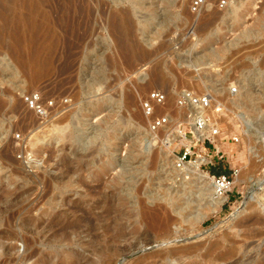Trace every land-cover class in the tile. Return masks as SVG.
<instances>
[{
  "label": "rangeland",
  "instance_id": "1",
  "mask_svg": "<svg viewBox=\"0 0 264 264\" xmlns=\"http://www.w3.org/2000/svg\"><path fill=\"white\" fill-rule=\"evenodd\" d=\"M191 1L45 0L32 15L34 27L22 21L31 17L23 3L9 8L0 0V27L5 18L12 22L0 33V264H264V192L226 223L264 181V0H207L198 14ZM126 12L128 37L119 27ZM13 42L19 49L9 48ZM160 70L165 86L153 82ZM183 89L213 94L222 108L211 111L217 139L245 154L235 161L223 148L224 158L211 153L214 166L202 170L230 174L257 164L229 203L200 222L209 194L202 196L198 183L184 178L187 170L176 168L174 144L169 153L164 147L174 125L187 122L177 107ZM153 90L166 93L157 110L171 117V126L157 134L141 107ZM31 96L48 118L28 104ZM34 136L39 142L31 146ZM158 152L165 157L154 161ZM174 168L179 176L171 174ZM120 196L135 206L132 218L121 216ZM159 197L189 203L188 217L167 231L160 229L163 216L153 231L137 225L144 199L151 208L166 207ZM99 234L137 246L122 256L98 255ZM161 252L171 257L161 259Z\"/></svg>",
  "mask_w": 264,
  "mask_h": 264
},
{
  "label": "bare ground",
  "instance_id": "2",
  "mask_svg": "<svg viewBox=\"0 0 264 264\" xmlns=\"http://www.w3.org/2000/svg\"><path fill=\"white\" fill-rule=\"evenodd\" d=\"M6 3H8V5H9V8H12V4L14 3V1H16V2H18L19 1V3L21 4V5H25V7L24 8H26L25 9V11L26 10H28V11H30L31 12V14H29V15H31V17H23L24 18V20L22 19V21H23V23L24 22H26V23H29L30 25H32V26H34V24H35V22H34V19L32 18V15H33V13H35L36 11H38L42 6H43V3H44V1L45 0H4ZM4 2V3H5ZM23 3V4H22ZM207 3V2H206ZM3 4V3H2ZM17 5H18V3H16ZM16 5V6H17ZM21 5H19L20 7H21ZM4 6V5H3ZM19 6H18V8H19ZM8 7V6H7ZM8 8V9H9ZM23 8V7H22ZM6 9V8H5ZM10 10V9H9ZM11 10H13V9H11ZM20 10V9H19ZM20 11H22V10H20ZM23 13V12H22ZM27 13H29V12H27ZM70 13V12H69ZM128 12H126L125 13V18H123V20H122V22L121 23H119V27H121V30H123V33H124V35H125V37H128L129 36V34H130V29H131V26H130V22H129V20L126 18L127 17V15L129 14H127ZM20 15H22L21 13H20ZM25 15H27V14H25ZM16 16V15H15ZM22 16H24V14L22 15ZM28 16V15H27ZM39 16V15H38ZM8 17V16H7ZM11 17V16H10ZM21 17V16H20ZM16 18V21L15 22H18V18L17 17H15ZM39 19V18H38ZM37 19V20H38ZM5 20V22L4 23H6V21H7V23H6V25L4 24L2 27H0V33H2L3 34V36H5V34H6V29H8L9 27H7V25L9 26L10 24H12V22H11V20H9V19H7L6 20V18L4 19ZM35 20H36V18H35ZM19 21H21V18L19 19ZM20 23V22H19ZM13 24H14V22H13ZM17 24V23H16ZM21 24V23H20ZM21 26V25H20ZM28 26V28H29V25H27ZM36 26V25H35ZM34 26V27H35ZM7 27V28H6ZM15 27H17V25L15 26ZM23 27V26H22ZM31 28V27H30ZM39 28V27H38ZM42 28V27H41ZM16 29V28H15ZM32 29V28H31ZM17 30H19V29H17ZM27 30H29V29H27ZM9 31V30H8ZM7 31V32H8ZM10 31H12V30H10ZM40 31V30H39ZM18 32H21V31H18ZM17 32V33H18ZM25 32H26V28H25ZM37 32H38V30H37ZM14 33H16V32H14ZM24 35V34H23ZM26 35H27V33H26ZM52 35V34H51ZM19 39L18 40H20V38H21V36L19 37V35H16ZM69 36V35H68ZM23 37V36H22ZM26 37H28V36H26ZM31 37V36H30ZM29 37V38H30ZM36 37V36H35ZM51 37V36H50ZM57 37V36H56ZM34 38V37H33ZM55 38V37H54ZM15 40V39H14ZM35 41H36V38L34 39ZM28 41V40H27ZM29 41H31L30 39H29ZM56 41H58L57 39L55 40V42ZM14 42H16V41H14ZM12 43L11 45H8L9 46V48H11V49H14V47L16 48V49H19V46L21 45H19V43L17 44V43ZM20 43H21V41H19ZM23 42V41H22ZM36 42H38V40L36 41ZM39 43V42H38ZM43 43H45V42H43ZM43 43H41V44H43ZM54 43V42H53ZM28 44V43H27ZM35 44V42L33 43V45ZM37 44V43H36ZM57 44V43H56ZM15 45H18V46H15ZM44 45V44H43ZM43 45L41 46V48L43 47ZM37 46V45H36ZM36 46H33V47H36ZM54 46H55V44H54ZM53 46V47H54ZM57 46V45H56ZM6 47V46H5ZM27 47H28V45H27ZM33 47H31L30 49H32L33 50ZM23 47H21V49H22ZM26 48V47H25ZM131 48L133 49V50H136L135 48L136 47H132L131 46ZM28 49H29V47H28ZM37 49H39L38 47H37ZM15 50V49H14ZM45 51V50H44ZM35 52V51H34ZM34 52H32V53H34ZM36 52H37V50H36ZM136 52V51H135ZM31 53V54H32ZM38 53H39V50H38ZM38 53H36V56H37V54ZM42 53V52H41ZM45 54V53H44ZM47 54V53H46ZM30 55V54H29ZM140 55V54H139ZM30 56H32V55H30ZM36 56L34 57V55H33V57L34 58H36ZM53 56V55H52ZM29 57V56H28ZM33 57H31V58H33ZM40 57H42V56H40ZM39 57V58H40ZM23 58V57H22ZM26 58V57H25ZM25 58H23V59H25ZM17 59L18 60H20V58L19 57H17ZM28 59V58H27ZM26 59V60H27ZM30 59V58H29ZM30 61H31V59H30ZM35 61V60H34ZM38 61H39V59H38ZM19 62H21V60L19 61ZM24 62V61H23ZM28 63V62H27ZM31 63V62H30ZM29 63V64H30ZM21 64H23L22 62H21ZM36 64V63H35ZM25 65V64H24ZM27 66H28V64H26ZM31 65V64H30ZM33 65V67H34V64H32ZM37 65H38V63H37ZM23 66V65H22ZM26 66V67H27ZM32 67V68H33ZM28 68V67H27ZM30 68V67H29ZM24 70L26 69L25 67L23 68ZM28 70V69H27ZM33 70V69H32ZM28 71H30V70H28ZM45 71H47V68H46V70ZM32 72V71H31ZM30 72V73H31ZM27 73V72H26ZM29 73V72H28ZM32 74V73H31ZM31 74H30V76H31ZM36 74H37V72H36ZM35 74V75H36ZM42 74V73H41ZM29 75V74H28ZM39 75H37V77H31V79H30V82H32V83H35V82H37V81H39L40 80V78L41 77H38ZM45 77V76H44ZM153 82H155V83H157V84H161V85H167L168 84V78L167 77H165V74L163 73V71L162 70H160L159 72H158V74L155 76V78H154V81ZM246 96H249V95H246ZM251 97V96H250ZM254 99V98H253ZM246 100H248L247 99V97H246ZM249 102H251V101H249ZM131 105V104H130ZM219 106V105H218ZM216 104H212V106H211V108H210V112L212 111V112H215V111H217L216 110V108L218 107ZM3 107V103L0 101V109ZM45 107V106H44ZM45 110H46V112H47V108H44ZM36 113V112H35ZM38 115V114H37ZM217 125V127L219 128V126H218V124H216ZM62 129H60V128H58V127H55V130H54V132L56 133V134H58V135H60V137H62L63 138V136L61 135L62 134ZM219 136H217V137H214V139H213V142H214V144H215V146H216V149L217 150H221V149H223V148H225V150L230 154V157H232L233 158V160H235V161H238V160H240V161H242V160H244L245 159V154H244V152H242L241 150H240V148H237L236 146H227V145H225V144H222L221 142H220V140L219 139H217ZM221 138L223 137V135L221 134V136H220ZM62 140V139H61ZM196 140H203L202 139V137H200V136H196ZM264 141V140H263ZM38 142H39V137L38 136H34V137H32L30 140H29V145H31V146H36L37 144H38ZM173 140L172 141H169V142H167V143H165L164 145V147L167 149V152L169 153L171 150H170V147L171 146H173ZM204 148H203V146H200V150H203ZM165 150V149H164ZM204 151V150H203ZM235 154L237 155V157L235 156ZM165 157V155L163 156V153H161V152H158L157 154H156V156L154 157V161H157V160H160L161 158H164ZM6 158V157H5ZM145 158V157H144ZM231 158V159H232ZM9 160V159H8ZM264 160V159H263ZM12 161V160H11ZM10 161V162H11ZM207 162V159L206 158H202V157H199V159L196 161V163H188L187 165H186V167H185V169L184 170H187V172L185 173V175H184V178L185 179H189V180H192V181H195V182H197L198 183V185H199V191H201V195L202 196H206L207 195V193L209 194V196H208V204H209V206L206 208V211L201 215V216H198V217H200V218H198V217H196L197 218V220H196V222H200V221H203V220H205L206 218H207V215L209 214V213H212V212H219L220 210H221V208H222V206H223V204H224V202L226 201V198H223V199H215L214 197H213V185H212V182H211V179H210V176L204 171V170H202V165L203 164H205ZM18 163V162H17ZM16 164V163H15ZM255 166H257V164L255 165V164H252V162H251V164L249 165V167H247V169H242L241 170V172L239 173V175L236 177V180H235V185H241L242 184V182H241V179L242 178H244V177H246V176H248L249 174H251L252 173V169L255 167ZM23 170V169H22ZM179 173H181L179 170H177L176 168H174V170L171 172V174L174 176V177H176ZM179 176V175H178ZM122 179H124V176H123V174H121V175H119V179H118V184L119 185H121L122 183H121V181H122ZM260 186L262 187V189H260V188H257V189H254V190H252L250 193H249V196H247V198L239 205V206H235L234 207V211H233V214L231 215V217L229 218V219H227V221H226V223H230V222H234L235 220H237V219H239L250 207H251V205H252V203H253V201H254V199H255V197H257V191L258 190H260L261 192H264V181H262L261 183H260ZM95 198V197H94ZM178 198H182V195H180ZM207 198V197H206ZM149 199V198H148ZM148 199L146 200V199H144L142 202H141V204L139 205V214H137V216H136V224L137 225H140L141 227H145L146 229H150L152 226H153V228H154V226H155V223H154V221H157L158 219L160 220V218H161V216H163L164 218H161V219H165L164 221L165 222H163V223H165V224H161V228L160 229H162L163 231L165 230V231H167L168 229H169V226L172 224V223H174V222H176V221H178V220H182V219H186L187 217H188V215L186 214V211L190 208V204L189 203H186V204H184V205H177L176 203H175V201H168V200H166V199H163L162 197H159V200L162 202V203H166L167 205H166V207L164 206V205H158L157 207H155V208H151L150 207V204H148ZM177 199V198H176ZM119 200H120V202H119V212L121 213V216L123 217V216H127L128 218H132L133 216V214L135 213V209H134V207L135 206H132L131 204H130V201H129V199H128V197L127 196H125V197H123V196H120V198H119ZM178 200V199H177ZM95 201V200H94ZM93 201V202H94ZM101 204V202L100 201H96L95 202V206L97 207V208H99L100 205ZM111 204V203H110ZM104 205V204H103ZM94 206V205H93ZM101 209V208H100ZM106 210V209H105ZM121 210H123V211H121ZM77 212V211H76ZM105 212V211H104ZM208 213V214H207ZM100 214H104L103 213V211L100 213ZM84 215H85V213H84ZM97 217V216H96ZM106 217V216H105ZM105 217L103 218V219H105ZM81 218V217H80ZM98 218H101V217H98ZM112 218V217H111ZM110 218V219H111ZM90 220H91V218H89ZM102 219V218H101ZM108 219V218H107ZM82 220V219H81ZM94 220H96V219H94ZM113 220V219H112ZM158 220V221H159ZM83 221L88 225V219L86 218V216H85V218L83 219ZM103 221H106V219L105 220H103ZM163 221V220H162ZM92 223V222H91ZM106 223V222H105ZM109 223H111V222H109ZM108 223V224H109ZM159 223V222H158ZM161 223V222H160ZM101 224V223H100ZM110 225V224H109ZM117 225H118V223H117ZM81 226V225H80ZM82 226H83V223H82ZM100 226V225H99ZM157 226V225H156ZM155 226V227H156ZM85 227V226H84ZM123 227V226H122ZM159 227V226H158ZM83 228V227H82ZM95 228V227H94ZM113 228V227H112ZM157 228V227H156ZM72 229V228H71ZM92 229V228H91ZM99 229H101V227H99ZM159 229V230H160ZM150 230H152V229H150ZM78 231V230H77ZM85 231V230H84ZM108 231H110V230H108ZM113 231V230H112ZM153 231V230H152ZM155 231V230H154ZM156 231H157V229H156ZM81 232V231H80ZM111 232V231H110ZM57 233V232H56ZM66 234H65V236L66 237H68V232L66 231L65 232ZM77 233V232H76ZM114 233V232H113ZM95 234V233H94ZM70 236V235H69ZM81 236V235H80ZM135 236V235H134ZM141 236H143V234L141 235ZM92 237V236H91ZM90 237V238H91ZM95 237H97V236H95ZM89 238V237H88ZM99 240H103L104 241V246L97 252L98 253V255H103L104 253H105V251H108L109 253H111L112 255H120V256H122V255H124V254H126L127 253V251H129V250H133V248L135 247V246H137V244H135V245H133L131 242L129 243L128 242V244L127 245H121L120 244V242H118V239L117 238H111V239H108V238H104V236L103 235H101V234H99ZM98 240V239H97ZM120 240V239H119ZM140 240L142 241V238L140 237ZM140 240H138V241H140ZM124 242V241H123ZM126 243V242H125ZM124 244V243H123ZM159 255V257L161 258V259H165L166 261L169 259V257H171L170 256V253H159L158 254ZM164 260V261H165Z\"/></svg>",
  "mask_w": 264,
  "mask_h": 264
},
{
  "label": "built area",
  "instance_id": "3",
  "mask_svg": "<svg viewBox=\"0 0 264 264\" xmlns=\"http://www.w3.org/2000/svg\"><path fill=\"white\" fill-rule=\"evenodd\" d=\"M206 2L207 0H192L190 6L191 12L198 14ZM237 92L238 87L231 88V93ZM37 100L38 98L34 99L32 96L27 99L28 104L37 111L38 115L48 118V113L42 105L37 104ZM166 101V93L160 90L151 91L141 101L143 113L149 119L150 131L153 134L164 131L171 126V117L166 113L160 114L157 110L159 107L165 105ZM214 101L215 99L211 92L198 94L192 89H183L180 91L177 98V107L182 112L184 111V118L187 122L176 123L173 132L170 133V139L174 143L173 157L177 169L183 170L188 163H196L199 157L207 159V162L202 166H214L211 153H215L219 160L224 158V155L219 156L221 151L216 149L213 142L214 137L219 136L221 133L215 125L214 117L209 111ZM219 106L216 108V113L222 112V108ZM196 136L202 137L203 140H196ZM187 139H191L189 145L183 143ZM233 141L238 143L239 138L235 137ZM198 143L203 146L205 151L200 149L196 151ZM194 156L195 159L193 160L192 158ZM207 172L213 185V197L215 199L226 198L222 207L226 206L230 201V194L236 187L235 180L239 175V169L233 168L230 174L224 173L223 171L218 174L211 172V170Z\"/></svg>",
  "mask_w": 264,
  "mask_h": 264
},
{
  "label": "crops",
  "instance_id": "4",
  "mask_svg": "<svg viewBox=\"0 0 264 264\" xmlns=\"http://www.w3.org/2000/svg\"><path fill=\"white\" fill-rule=\"evenodd\" d=\"M217 171H220L221 172V170H217ZM217 171H215V172H217Z\"/></svg>",
  "mask_w": 264,
  "mask_h": 264
},
{
  "label": "trees",
  "instance_id": "5",
  "mask_svg": "<svg viewBox=\"0 0 264 264\" xmlns=\"http://www.w3.org/2000/svg\"><path fill=\"white\" fill-rule=\"evenodd\" d=\"M220 171H217L216 173L218 174Z\"/></svg>",
  "mask_w": 264,
  "mask_h": 264
}]
</instances>
